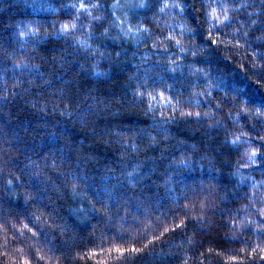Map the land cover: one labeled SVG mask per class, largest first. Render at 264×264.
Instances as JSON below:
<instances>
[{
	"label": "clouds",
	"instance_id": "9594fccd",
	"mask_svg": "<svg viewBox=\"0 0 264 264\" xmlns=\"http://www.w3.org/2000/svg\"><path fill=\"white\" fill-rule=\"evenodd\" d=\"M114 2L108 0L106 6L103 0H67L70 12L61 14L65 5H60L47 19L28 22L18 32L22 42L4 50L0 100L6 102L7 112L0 111V199L10 198L8 206L23 207L24 213L0 217V264H122L150 245L163 251L161 245L170 242L179 248L173 253L176 264H204L207 253L225 264H259L264 261V238L259 235L264 233V169L260 168L264 111L245 103L222 104L210 76L215 74L212 55L242 72L247 71L245 64L262 66L258 48L252 45L264 42V30L253 31L255 17L242 18L256 7L245 8L240 0H202L193 22L184 14L182 0H158L151 13L133 20L114 11L108 15ZM198 55L204 59L197 61ZM57 69H63L62 76L55 75ZM73 72L81 78L75 90L58 91ZM89 72L101 73L102 78L94 80ZM114 80L111 89L100 88ZM85 85L91 88L81 90ZM230 87L224 77L220 95L227 98ZM17 102L28 118L14 128L13 121L20 117H4ZM241 113L247 125L257 128L255 132L239 121ZM225 116L238 122L231 129L225 124L222 151L197 143L201 129L212 128ZM36 121L41 122L39 130L49 134L38 147L22 134ZM60 133L67 134L73 145L87 141L88 151L81 147L60 155L64 145ZM193 162L200 172L208 164L217 175L247 176L252 185L239 189L237 195L228 180L205 177L179 202L186 212L129 215L133 203L141 199L133 175L149 185L147 195L172 187L176 172L185 174L186 180L198 179L200 172L180 169ZM146 164L150 174L145 180L141 170ZM102 172L112 174L111 187L98 183ZM221 202L227 206L228 231L244 243L232 250L235 255L205 246L195 250L194 258L188 249L195 243L194 233L187 234V244L172 233L183 230L190 218L203 219L205 211ZM58 203L63 207L53 211ZM73 205L90 213L93 224L99 217L114 221L115 232L101 234L90 246L65 255L40 243L39 237L47 230L63 240L66 230L57 212L67 219ZM126 219L130 223H121ZM49 239L54 241L56 235Z\"/></svg>",
	"mask_w": 264,
	"mask_h": 264
},
{
	"label": "trees",
	"instance_id": "16d2710c",
	"mask_svg": "<svg viewBox=\"0 0 264 264\" xmlns=\"http://www.w3.org/2000/svg\"><path fill=\"white\" fill-rule=\"evenodd\" d=\"M103 2L107 6L108 0H103ZM157 2L158 0H115V2L112 3L111 10H109L107 14L111 15V12L114 11L117 15L127 14L133 20H136L141 17H146L151 13ZM229 2L234 3L237 2V0H229ZM240 2L244 3L245 8L255 6L257 9L251 15L245 12L244 17H242L246 21L251 20L253 17L257 19V25L253 28V31L264 30V0H240ZM182 4L185 7L184 14L188 15L189 19L195 22V18L200 15L196 9L202 4V0H182ZM60 5H65V7L61 8V14H66L71 11L70 8L66 7L67 0H0V66L3 64L4 50L10 46L15 47L22 42L18 36V32L25 28L28 22H35L37 19H47L54 15L55 9ZM172 11L175 12L177 10L173 8ZM130 35L132 34L130 33ZM197 35L199 37L200 33L198 32ZM252 46L258 48V58L262 62L261 67L251 68L245 64L247 71L242 72L240 69L235 68L234 65L220 63L219 58L212 55L211 62L213 73L215 74L210 73V76L213 80V84L217 86L214 89V95H217V98L221 100L222 104L232 105L234 103H245L248 107L253 109L260 108L264 111V42L253 43ZM205 55L209 54L206 53ZM196 59L200 61L203 60L204 57L198 55ZM32 71L35 73V70ZM55 75L62 76L63 69H57ZM89 75L94 80L102 78L101 73L89 72ZM179 75L178 73L177 77H172V79L177 80ZM224 77H227L229 83L232 85V87L227 89V98L220 95V87L223 84ZM80 79L81 78L78 77L75 72L70 73L68 79L63 85L58 86L57 90L59 91L60 88H71L75 90ZM256 81H259V83ZM116 83L117 82L114 80L112 84L100 85V88L111 89L113 84ZM90 88L91 85H85L81 90H88ZM5 103V101L0 100V111L6 113L7 109L3 107ZM201 103H203V101ZM208 103L211 104V100H209ZM9 107L12 109L11 114L6 115L4 119L11 120L14 116L20 117V119L13 121L11 127L15 128L19 126L21 120L27 121L28 112L24 110L18 102ZM217 111L222 113L223 109H217ZM238 119L248 127L249 131L255 132L257 130V128L247 125V117L244 114L241 113ZM237 122L236 119L229 121L228 116H225L223 121L216 123L212 128L201 129V132L197 133L199 137L197 143L201 145L206 143L213 151L216 149L222 151L223 145L221 136L226 135L225 124L231 129ZM258 125L259 118H257V127ZM40 127L41 122L36 121L31 128L22 130V134L27 140L29 142H35L37 147L42 137L49 135L46 131L42 133L39 130ZM195 127L196 125L193 124V128ZM60 136L64 141V145L60 149V155L66 154L69 150L75 151L81 147L84 148V151H88L87 141L83 144L77 142V144L73 145L70 144L67 134L60 133ZM260 159L264 161V157H260ZM89 167H91V165H89ZM185 168H187L189 172L194 170L200 172L194 162L191 165L185 164L180 166V169ZM260 168L264 169V162L260 164ZM141 171L146 180L150 174V166L146 164ZM205 177L215 180H228L230 185H235L237 195L239 194V189H246L252 185V180L248 179L247 176L237 174L231 177H225L223 172L217 175L214 169L209 171V165L204 164L203 171L200 172L198 179L186 180L185 174L176 172L172 176V187L165 186V188L157 189V191L145 195L149 185L143 183L141 177L133 175L132 179L138 185V192L141 199L133 203L129 215L144 217L155 211H161L164 214H172L176 211L186 212V210L179 207V202L187 198V192H190L193 186L199 187L200 180H203ZM97 180L100 185L108 188L112 185L113 176L111 173L105 174L102 172L97 177ZM221 187L222 190L227 191L225 185H221ZM185 189L187 191H184ZM229 195L231 197V193ZM9 199L10 198L0 199V217L6 214L16 216L23 214V207L11 208L8 206ZM45 202L48 203L47 200H45ZM62 207L63 205L58 203L53 207V211H55L56 208ZM226 208L227 206L221 202L217 207L205 211L203 219L199 217L196 219H188L183 230L177 228L176 231L172 233L173 238H178L183 244H187V234L190 232L194 233L195 243L188 245V249L192 252L194 258L196 255L195 250L203 249L205 246H211L226 254L235 255L236 253L232 252V250L238 248L244 241L239 235H233L232 232L228 231L227 222L224 220ZM66 215L67 219L57 212L58 219L61 221L62 227L66 230V236L63 240L56 233H49L47 230L40 233V243L48 244L55 252L67 255L71 253L74 248H84L95 243L97 237L101 234H112L115 232L114 221H107L103 217H99L95 219V223L93 224L89 219L91 214L74 205L68 209ZM69 221H72V223ZM121 223L127 225L130 221L126 219ZM76 225L83 226L84 230L80 231ZM248 231L250 232L251 230L249 229ZM50 235H56V239L54 241L50 240ZM259 235L264 238V233ZM161 247H163V251L158 250L156 245H150L149 249L145 252L126 257L122 264H176L177 257L173 255V253L179 252V248L174 247L173 242L161 245ZM203 259L204 264H225V261L214 253L205 254ZM196 264H199V261H196ZM233 264H243V262L236 261L233 262ZM246 264H257V262L247 261ZM259 264H264V261H260Z\"/></svg>",
	"mask_w": 264,
	"mask_h": 264
}]
</instances>
